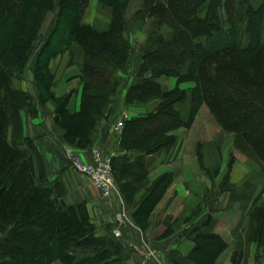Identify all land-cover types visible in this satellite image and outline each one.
<instances>
[{
	"label": "trees",
	"instance_id": "obj_1",
	"mask_svg": "<svg viewBox=\"0 0 264 264\" xmlns=\"http://www.w3.org/2000/svg\"><path fill=\"white\" fill-rule=\"evenodd\" d=\"M89 1L0 0V264H125L113 227H96L85 203H65L58 177L49 187L42 164L35 169L38 154L23 136L21 115L36 116L45 97L56 103L60 137L76 148L92 146L98 121L114 113L121 92L126 105L139 109L158 102L123 122L112 166L125 197L147 178L145 158L171 148L172 132L190 127L202 105L235 134V148L264 170V0H138L140 8L130 18L133 0H98L111 10L103 29L82 22ZM48 13L55 15L53 24L41 34ZM145 29L141 82L129 85L123 73L135 56L131 36ZM65 53L83 83L77 113L66 109L67 96L51 93L50 62ZM27 69L35 96L13 86ZM161 76L193 86L165 91L155 81ZM169 182L164 175L149 187L133 209L137 225ZM245 237L264 252V209L250 210ZM193 241L191 255L206 258L204 264L224 248L219 237L201 231Z\"/></svg>",
	"mask_w": 264,
	"mask_h": 264
},
{
	"label": "crops",
	"instance_id": "obj_2",
	"mask_svg": "<svg viewBox=\"0 0 264 264\" xmlns=\"http://www.w3.org/2000/svg\"><path fill=\"white\" fill-rule=\"evenodd\" d=\"M109 12L106 22L108 24L111 20L110 9ZM94 20L95 17L83 19V23L93 24ZM145 41L146 36L143 33L131 36L135 56L130 67L123 73L129 85L141 82L137 74L139 54ZM50 68L54 73V84L51 88L53 97L67 96L66 109L69 113L79 112L83 83L79 77L78 66L70 64L69 54L65 53L51 61ZM155 81L165 91L193 86L192 83L178 84L177 79L172 76H161ZM13 86L32 96L36 94L33 75L29 69L21 78L13 80ZM139 113L145 112L126 105L125 91L121 92L114 113L111 115L107 112L98 121L92 146L76 149L85 160H89V150L93 146L108 151L116 149L111 119L125 121ZM21 116L23 136L32 141L38 154L34 157L37 173L42 164L49 187L58 177L65 189V203H85L90 220L96 227L111 225L112 232L115 229L120 230L121 237L118 239L121 242V258L125 264H195V260L190 257L195 243L188 237L192 229L217 236L223 241V250L211 264H264V252L258 250L255 242H247L245 237V225L250 210L254 206L264 209V176L255 178L262 172L235 148L234 133L215 127L211 128V134L206 140L202 141L196 136L201 120L207 122L210 118L204 105L190 127H180L172 132L175 142L171 148L160 149L145 158V170L150 183L164 175L170 177V182L148 218L145 232L137 226L133 209H130L120 193L116 191L114 202L109 203L103 199L88 177L76 173L65 164L62 155L63 146L67 143L60 137L59 118L53 98L45 97L38 103L36 116L25 113ZM205 141L213 145L221 159L217 174L202 168L199 147ZM231 159L232 163L227 172ZM174 222H179L177 227L173 231H167ZM155 231L167 234L155 242L157 248L147 239Z\"/></svg>",
	"mask_w": 264,
	"mask_h": 264
},
{
	"label": "rangeland",
	"instance_id": "obj_3",
	"mask_svg": "<svg viewBox=\"0 0 264 264\" xmlns=\"http://www.w3.org/2000/svg\"><path fill=\"white\" fill-rule=\"evenodd\" d=\"M140 1H138V0H133V1H131L130 2V4H129V7H128V10H127V17L128 18H130L132 15H133V13L138 9V8H140ZM100 4L98 3V0H90L89 1V4H88V6H87V9H86V12H85V14H84V17H83V19L84 20H89V19H91L92 17H95V20H94V23L93 24H95L98 28H105L107 25H108V23H106L107 22V20H108V18H109V16H110V12H109V9L108 8H105V7H100L99 6ZM54 14L53 13H48L47 14V16H46V18H45V20H44V22H43V25H42V28H41V34H45L46 32H48L49 31V29L51 28V26H52V24H53V20H54ZM83 19H82V22H83ZM139 33H143L145 36H146V29H145V31L143 30V31H135L133 34H132V36H134V35H137V34H139ZM163 80V79H162ZM189 89V88H188ZM154 102V101H153ZM153 102H150V103H147L146 105H145V107L142 109H140V110H142L143 112H146V110L147 111H150V110H152V109H154L156 106H157V104H158V102H156L155 104L153 103ZM203 106V105H202ZM201 106V107H202ZM131 107L132 108H134V106L133 105H131ZM200 107V108H201ZM204 108H205V111H209V110H207L208 108H207V106L206 105H204ZM200 110V109H199ZM199 112V111H198ZM204 112V111H203ZM206 113V112H205ZM210 113V112H209ZM112 115V114H111ZM197 115V114H196ZM210 118H209V121H203V119L201 120V123H200V125L198 126L199 127V129L197 130V132H196V136H199L201 139H202V141L203 140H206L207 139V137H208V135H210L211 134V128H217V127H220V125H218L217 123H216V121L213 119V117L211 116V114H210V116H209ZM201 119V118H200ZM203 121V122H202ZM117 122V120L115 119V120H113V119H111V123L112 124H115ZM221 128V127H220ZM90 133V132H89ZM67 145H69V146H72V147H74V148H76L75 146H73L72 144H68L67 143ZM201 145V144H200ZM238 150V149H237ZM115 151H117V148L115 149ZM240 152H242L241 150H239ZM199 152H200V162H201V165H202V168L205 170V171H207V172H210V171H212V173H214V174H217L218 173V171L220 170V166H221V159H220V157H219V155H218V152L214 149V147H213V145L210 143V142H204V145L203 146H201V147H199ZM243 154H244V156L246 157V158H248L249 160H251L255 165H256V167L262 172V173H260L259 175H257L255 178H262L263 176H264V170H263V168H262V166L259 164V162H257V160H254L253 158H251V157H249L248 156V154H246V153H244V152H242ZM231 163H232V159L229 161V165L227 166V172H229V168H230V165H231ZM263 174V175H262ZM124 176H122V178L124 179V180H126V178L128 177L126 174H123ZM141 181V180H140ZM152 183H154V181L152 182ZM152 183H150V181L146 178L145 180H142L139 184H138V186H136V187H134V189L133 190H131V192H130V194H128V195H126V197H128L127 199H126V197H125V194H123L122 192H121V189H120V187H119V184L117 183V181H116V179H115V176H114V184H115V191H117L118 193H120L122 196H123V198L125 199V201H126V203H127V205L130 207V209H134V208H136L138 205H139V203H141L142 201H143V199L148 195V190H149V187L152 185ZM48 183H46L45 185H47ZM140 189H138V188ZM167 187V186H166ZM165 191V190H164ZM164 193V192H163ZM163 195V194H162ZM159 202V201H158ZM158 202L156 203V205H154L153 206V209H152V211L155 209V207L157 206V204H158ZM149 204H147V206H148ZM146 206V205H145ZM144 206V207H145ZM151 214V213H150ZM150 214L148 215V217L145 219V217L147 216H144V217H142V219H141V216H140V218H138V219H140V222L138 223V227H139V229H141L143 232H145V229H146V227H147V221H148V218H149V216H150ZM178 223L179 222H174V223H171L170 225H169V228L167 229V231H173L174 230V228H176L177 227V225H178ZM157 225H159V224H157ZM247 225V224H246ZM245 225V226H246ZM167 233V232H166ZM197 233H199V230L198 229H192L189 233H188V237L189 238H191L192 240L194 239V237H195V235L197 234ZM165 236V235H167V234H165V233H159L158 231H155V233H153V234H151V235H149V237H147V239H149V241H150V244H152L153 243V245H154V247L155 248H157L156 247V244H155V242L156 241H159L160 239H158V238H161V236ZM143 238V237H142ZM146 240V239H145ZM200 242H202V240H200ZM149 247H151V246H149ZM258 250L259 251H262V249H259L258 248ZM190 257L193 259V260H197V262L198 263H202V264H204V263H206V260L204 259H202V260H199V258H198V256L195 254V253H193L192 255H190ZM51 264H61L60 262H58V261H55V262H52Z\"/></svg>",
	"mask_w": 264,
	"mask_h": 264
},
{
	"label": "built area",
	"instance_id": "obj_4",
	"mask_svg": "<svg viewBox=\"0 0 264 264\" xmlns=\"http://www.w3.org/2000/svg\"><path fill=\"white\" fill-rule=\"evenodd\" d=\"M123 122L124 120L118 119L111 127L116 146L120 140ZM63 156L72 170L90 179L91 183L100 191L103 199L107 200L109 203L114 202L116 191L112 159L115 156V149L108 151L99 146H93L89 150V160H85L76 148L64 145ZM113 235L115 238H120V230L115 229Z\"/></svg>",
	"mask_w": 264,
	"mask_h": 264
}]
</instances>
